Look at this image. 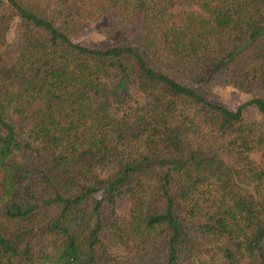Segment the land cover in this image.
Wrapping results in <instances>:
<instances>
[{"label":"trees","instance_id":"trees-1","mask_svg":"<svg viewBox=\"0 0 264 264\" xmlns=\"http://www.w3.org/2000/svg\"><path fill=\"white\" fill-rule=\"evenodd\" d=\"M258 151L264 0H0V264H264Z\"/></svg>","mask_w":264,"mask_h":264},{"label":"rangeland","instance_id":"rangeland-1","mask_svg":"<svg viewBox=\"0 0 264 264\" xmlns=\"http://www.w3.org/2000/svg\"><path fill=\"white\" fill-rule=\"evenodd\" d=\"M16 21V18H15ZM14 24V21H13ZM14 33V26L9 30V38H12V35ZM73 41L85 45H90L93 47H102L110 42H112V39L105 37L103 34L99 33L96 30V26H91L89 28H86L80 32L73 33L70 35ZM208 98L210 101L218 104H222L230 109H236L239 107L242 103L246 102L251 98L250 94L241 92L240 90L231 87V86H216L211 88L208 91ZM243 116L246 121L251 122H262V115L257 110V108L254 105H248L243 110ZM223 143V149H224ZM252 159L262 165L264 167V153L262 151L254 152L251 155ZM129 208H130V200L128 196H125L121 198L115 207L116 214L122 220L125 224L126 232L128 235L132 236L135 232L134 229L132 230L131 225H129V222L127 221L128 215H129ZM119 248V245H116L114 247V251H117ZM189 264H195V263H189Z\"/></svg>","mask_w":264,"mask_h":264}]
</instances>
